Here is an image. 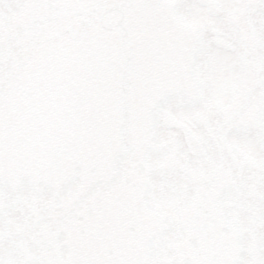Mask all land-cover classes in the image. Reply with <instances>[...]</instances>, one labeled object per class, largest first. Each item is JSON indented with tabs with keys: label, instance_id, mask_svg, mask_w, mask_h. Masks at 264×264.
<instances>
[{
	"label": "snow or ice",
	"instance_id": "snow-or-ice-1",
	"mask_svg": "<svg viewBox=\"0 0 264 264\" xmlns=\"http://www.w3.org/2000/svg\"><path fill=\"white\" fill-rule=\"evenodd\" d=\"M0 264H264V0H0Z\"/></svg>",
	"mask_w": 264,
	"mask_h": 264
}]
</instances>
